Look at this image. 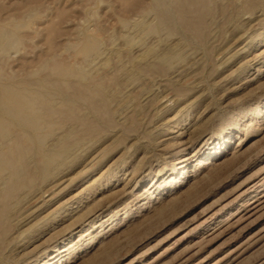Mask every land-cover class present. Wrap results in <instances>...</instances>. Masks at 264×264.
I'll use <instances>...</instances> for the list:
<instances>
[{
  "label": "rangeland",
  "instance_id": "rangeland-1",
  "mask_svg": "<svg viewBox=\"0 0 264 264\" xmlns=\"http://www.w3.org/2000/svg\"><path fill=\"white\" fill-rule=\"evenodd\" d=\"M207 4L193 34L155 0H0V82L54 109L22 132L0 264H264V0Z\"/></svg>",
  "mask_w": 264,
  "mask_h": 264
},
{
  "label": "bare ground",
  "instance_id": "bare-ground-1",
  "mask_svg": "<svg viewBox=\"0 0 264 264\" xmlns=\"http://www.w3.org/2000/svg\"><path fill=\"white\" fill-rule=\"evenodd\" d=\"M207 2L208 0H155L154 15L157 25L168 30H172L178 25L180 28L197 34L205 23L206 16L211 13ZM138 25L143 27L142 22H139ZM10 43L11 38L0 32V45L4 47ZM91 48L92 45L86 43L83 50L88 51ZM169 56L168 54L161 55L158 63L166 62ZM60 68L63 74L70 73L79 78H85V73L81 70H73L72 66L68 67L65 64ZM82 95L78 92L75 98L76 96L82 97ZM92 96H97L102 101L106 100V94H104L101 84H96V88L90 90L85 97L88 99ZM68 104L69 102L63 103L64 112L68 118H77L74 110ZM48 105L47 98L37 90L28 89L25 85L15 83L13 80L0 82V134L6 136L4 141H0V174L3 170H8V181L11 182L5 189L6 191L4 190L5 192L0 191L3 192L0 194V223L7 212V199L17 191L18 186L26 184L25 180H27L28 172L24 171L26 166L24 154L28 139L22 136V132L30 130L34 132L41 127L44 120L50 117L54 110ZM77 120L81 123V136H85L87 131L90 132L93 123H87L81 118Z\"/></svg>",
  "mask_w": 264,
  "mask_h": 264
}]
</instances>
